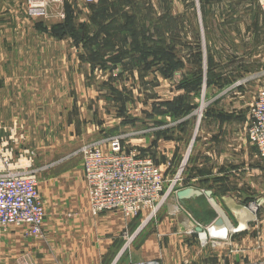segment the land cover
<instances>
[{
	"label": "rangeland",
	"instance_id": "rangeland-1",
	"mask_svg": "<svg viewBox=\"0 0 264 264\" xmlns=\"http://www.w3.org/2000/svg\"><path fill=\"white\" fill-rule=\"evenodd\" d=\"M118 1L110 2L114 7L109 6L111 15L106 17H98L95 6L68 0L56 5V12L61 11L57 19H29L22 12L23 2L18 6L26 28L22 22L17 28V56L30 55L33 72L56 62L65 72H73L68 74L65 95L16 98L24 127L20 131L31 151L17 146L22 134L16 127L8 130V137L12 134L16 141L15 160L24 151L32 153L30 164L38 170L45 218L37 238L13 227L0 231V264L155 261L144 259L149 251L142 249V241L155 233L162 244L166 238L157 235V223L175 211L187 216V204H176L173 192L154 215H92L82 176V149L119 137L126 149L149 155L160 167L165 190L178 173L185 187L193 165L202 161L203 171H208L212 163L208 150L219 153L223 148L205 135L221 115L208 93L221 90L230 79L239 81L245 99L255 98L251 90L257 92L256 86L264 87V0H158L159 15L147 8L150 0H121V9L114 3ZM66 9L73 14L74 35L57 30L55 36L53 29L65 24ZM95 53L100 58L94 61ZM202 122L207 125L200 133ZM6 136L0 134V139ZM249 157L246 165L238 154L233 175L223 172L229 166L215 162V190L230 194L238 218L258 216L260 206L264 210V179L246 169L260 162ZM200 198L208 209V199ZM247 205H256L253 213L240 211Z\"/></svg>",
	"mask_w": 264,
	"mask_h": 264
},
{
	"label": "crops",
	"instance_id": "crops-1",
	"mask_svg": "<svg viewBox=\"0 0 264 264\" xmlns=\"http://www.w3.org/2000/svg\"><path fill=\"white\" fill-rule=\"evenodd\" d=\"M106 1L111 2L112 0ZM20 2H23L24 9V0H0V134L6 133L7 136L9 134L8 130L12 127H16L19 131H23L24 128L22 118L17 116V97L65 95L64 91L67 89L71 78L68 74L73 72L72 70L65 72L62 64L57 65L58 62L51 68L46 67L44 70L33 72L31 67L33 58L30 55L27 57L25 55L17 56V28L20 27V22H22L21 27L26 28V20L18 10ZM79 3L83 4L82 2ZM114 3L117 4L116 6L119 9L122 8L123 2L121 0ZM56 5L58 4L49 6L48 18H58L61 11L56 12ZM218 5L220 4L215 5L216 9H218ZM146 6L148 9L151 6V12L156 9L157 15H159L158 0H150ZM29 27L28 25V32L30 31ZM23 46L25 47L26 43H23ZM39 60L44 61L42 58ZM74 72L77 73L78 71ZM230 80L222 84L221 90L208 93L210 101L221 115L211 124L215 128H209L205 135L211 140L212 144L218 140L223 144V148L219 150V153L210 148L207 153V160L212 162L211 167L205 172L200 165L202 161H198L197 164L193 165L191 172L187 173V183L200 191L211 192L217 206L220 207L223 213L225 212L224 214H228L229 219L231 218V222H229L234 231L227 229L226 226L224 228L215 226L217 213L210 204L208 209L214 211L216 215L211 219H207V222H202L206 219L196 218L193 215V210L196 211L194 207L197 205L192 207L191 203L187 202V216L175 211L174 215L163 217L157 223V235L166 238L162 244L155 240V233L142 241V249L149 251L144 259L155 260L160 264H264V210L261 209L262 206L258 208V216L252 217V214H249L250 217L240 214L238 218L235 203L228 199L230 194H219L215 190V186H217L214 182L217 171L215 162L219 165L226 164V166H229L230 168H224L223 172L226 175H233L234 170H237V168L234 170L232 168L238 160V154L241 153L246 165H249L248 160L251 158L249 155L252 156V159H257L256 150L248 144L245 136L249 120V108L254 98L248 97L245 99L246 92L240 90L239 81L233 82L232 79ZM257 88V92L251 90L254 96L262 87L256 86L255 90ZM246 110L248 111L246 112ZM241 111H243L242 114ZM205 125H207V122L201 123L200 133H203ZM22 131L19 132V136H21L20 133H23ZM24 137L25 134L24 136L22 134V139L17 140V146H22L25 150L31 151L25 145L26 138L24 142ZM107 140L109 139L104 141ZM249 167L246 168L249 172L255 170L264 179L260 165ZM262 187L264 189V185ZM174 200L179 205L175 197ZM198 204L200 205V203ZM77 207L82 209L78 204ZM241 207L240 211L253 213L256 205ZM197 212L202 213V211ZM241 223H244L246 227L243 229L244 231L241 230L243 232L238 233L235 228L241 226ZM194 224L202 227L209 241L208 244L199 240ZM193 230L195 233L192 232ZM205 236L202 235V238ZM142 256H144V253Z\"/></svg>",
	"mask_w": 264,
	"mask_h": 264
},
{
	"label": "built area",
	"instance_id": "built-area-1",
	"mask_svg": "<svg viewBox=\"0 0 264 264\" xmlns=\"http://www.w3.org/2000/svg\"><path fill=\"white\" fill-rule=\"evenodd\" d=\"M64 1L67 0H24L23 12L29 19L45 20L49 6ZM68 1L90 5L97 0ZM245 136L256 150L264 172V87L249 108ZM0 141V231L13 227L21 229L25 236L37 238L41 236L45 213L38 189V170L30 164L32 153L24 151L25 154L15 160L12 144L16 141L12 134ZM81 166L89 211L94 216L107 212H119L125 218L142 212L154 215L168 194L183 188L178 173L168 181L165 190L160 167L149 155L126 149L119 137L84 147ZM196 227L200 226L194 224V229ZM202 235L205 236L198 233L199 240L206 243L207 237L202 238ZM134 264L158 263L140 261Z\"/></svg>",
	"mask_w": 264,
	"mask_h": 264
},
{
	"label": "trees",
	"instance_id": "trees-1",
	"mask_svg": "<svg viewBox=\"0 0 264 264\" xmlns=\"http://www.w3.org/2000/svg\"><path fill=\"white\" fill-rule=\"evenodd\" d=\"M111 4L112 3H110V2H108L106 0H101V1L98 0V2H96L94 4L87 5V6H89V7H94V6L97 7L96 15L98 17H106V16H110L111 15V12H109L110 11L109 6H113L114 7V5H111ZM65 16H66L65 24L63 26H57V27H55L53 29V33L55 34V36L58 35L57 30H60L62 32L64 31V33L65 32H69V33L74 35V33L72 32L71 26H70V19L72 18L73 14H72V12L69 9H66L65 10ZM101 30L105 31L106 28H101ZM93 43H94L93 45L96 46L94 39H93ZM98 58H100L99 54H97V53L93 54V60L94 61L97 60ZM100 65H102V63ZM187 187H192V186H190V184L187 183V186H185L183 188H187ZM187 202H190L191 203L190 205L192 207L197 205L196 207H194L196 211H202V213L199 214L198 212L196 213V211L193 210V215L196 218L201 217V218H205L206 219L205 221L203 220L202 222H207V219H211V218L215 217V215H216L214 211H212L210 209H207L204 206L201 198H197V199H194V200H191V201H183L184 204L185 203L187 204ZM198 203H200V205Z\"/></svg>",
	"mask_w": 264,
	"mask_h": 264
},
{
	"label": "water",
	"instance_id": "water-1",
	"mask_svg": "<svg viewBox=\"0 0 264 264\" xmlns=\"http://www.w3.org/2000/svg\"><path fill=\"white\" fill-rule=\"evenodd\" d=\"M174 196H175V199L178 202L191 201V200H194V199H197V198H200V197L207 198L209 204L211 205V207L217 213V219H216V222H215V226L216 227H220V228H224V226H226L227 229L233 230L231 224L229 223V221L227 220V218L225 217V215L222 213V211L220 210V208L217 206L215 200L212 198L210 191H200V190L195 189L193 187H187V188H182V189L177 190L175 192V195ZM242 226H243V228H242ZM245 227H246L245 224L244 223H241V226L237 227L236 230L237 231H241ZM195 231L197 233H199V234H203L204 233L202 227H196V230Z\"/></svg>",
	"mask_w": 264,
	"mask_h": 264
},
{
	"label": "bare ground",
	"instance_id": "bare-ground-1",
	"mask_svg": "<svg viewBox=\"0 0 264 264\" xmlns=\"http://www.w3.org/2000/svg\"><path fill=\"white\" fill-rule=\"evenodd\" d=\"M219 229V228H218Z\"/></svg>",
	"mask_w": 264,
	"mask_h": 264
}]
</instances>
